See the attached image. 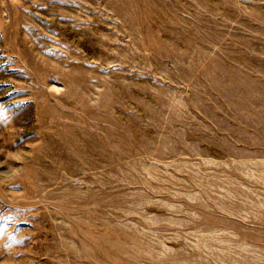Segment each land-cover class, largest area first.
I'll return each instance as SVG.
<instances>
[{"label":"rangeland","instance_id":"1","mask_svg":"<svg viewBox=\"0 0 264 264\" xmlns=\"http://www.w3.org/2000/svg\"><path fill=\"white\" fill-rule=\"evenodd\" d=\"M0 264H264V0H0Z\"/></svg>","mask_w":264,"mask_h":264}]
</instances>
